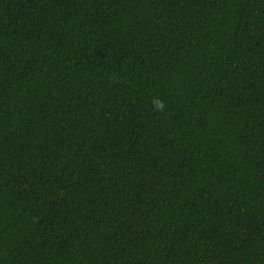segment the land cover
I'll return each instance as SVG.
<instances>
[{"label": "trees", "instance_id": "obj_1", "mask_svg": "<svg viewBox=\"0 0 264 264\" xmlns=\"http://www.w3.org/2000/svg\"><path fill=\"white\" fill-rule=\"evenodd\" d=\"M0 264H264V0H0Z\"/></svg>", "mask_w": 264, "mask_h": 264}]
</instances>
